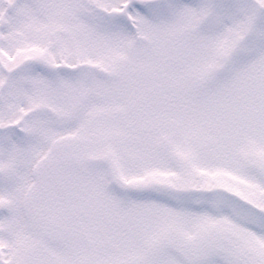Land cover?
Instances as JSON below:
<instances>
[{"label":"snow or ice","instance_id":"1","mask_svg":"<svg viewBox=\"0 0 264 264\" xmlns=\"http://www.w3.org/2000/svg\"><path fill=\"white\" fill-rule=\"evenodd\" d=\"M0 264H264V0H0Z\"/></svg>","mask_w":264,"mask_h":264}]
</instances>
